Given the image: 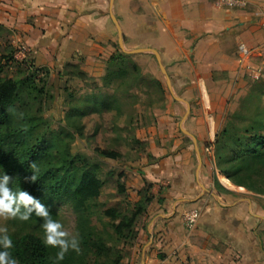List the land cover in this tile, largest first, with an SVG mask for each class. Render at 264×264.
Instances as JSON below:
<instances>
[{
    "label": "crops",
    "instance_id": "obj_1",
    "mask_svg": "<svg viewBox=\"0 0 264 264\" xmlns=\"http://www.w3.org/2000/svg\"><path fill=\"white\" fill-rule=\"evenodd\" d=\"M246 1L241 7L220 0H0V26L31 49L37 65L84 60L86 72L117 50L120 32L129 51L158 55L173 100L158 121L159 159L144 174L163 185L151 231L166 264H264L254 231L263 216L249 202H222L205 155L201 168L192 157L215 139L213 114L238 82L264 68V0ZM191 209L200 218L185 235L183 216Z\"/></svg>",
    "mask_w": 264,
    "mask_h": 264
},
{
    "label": "trees",
    "instance_id": "obj_2",
    "mask_svg": "<svg viewBox=\"0 0 264 264\" xmlns=\"http://www.w3.org/2000/svg\"><path fill=\"white\" fill-rule=\"evenodd\" d=\"M2 29L0 26V31ZM26 62L28 59L25 65ZM104 62L103 83H113L114 93L110 96L92 93L83 99L68 94V108L63 124L58 127L45 116V103L54 97L49 91L46 71L45 77H38L42 72L38 68L33 70L31 64L24 75L7 77L4 75L7 61L0 62V180L5 175L10 176L8 187L12 194L18 197L20 192H27L45 206L53 221L58 218V206L69 203L79 217L82 245L94 253L96 261L105 257L104 264H121L122 254L117 251V244H107L88 225L90 201L100 196L105 184L103 176L111 175L105 172L104 162L119 160L122 153L96 148V156H91L76 150L74 143L77 138L84 137L85 117L114 110L122 114L121 104L127 97L134 96L138 104L141 101L138 93L129 94L133 86L137 85V91L148 95L151 103L156 100L164 103L165 89L154 75L142 73L133 53L118 47ZM65 69L66 83L75 78L89 79L76 62H67ZM131 75L134 76L129 84ZM262 97L264 88L257 93L251 88L243 98L241 108L234 110L217 132L212 145L220 174L237 189L259 195H264V106H255L254 100L263 101ZM26 176H35V181L26 182ZM227 180L221 178L220 182L215 175V187L231 193L225 187L230 185ZM118 189L125 191L123 182L118 181ZM152 199L153 195L144 191L130 215L108 209L106 214L118 220L111 227L112 238L120 242L134 241L136 220L146 212ZM24 211L21 206V213ZM26 221L42 222L44 219L33 211ZM7 235L13 246L5 249L0 245V252L8 251L18 264H89L83 256L75 257L67 252L63 260H58L60 247L46 245L45 238L33 230Z\"/></svg>",
    "mask_w": 264,
    "mask_h": 264
},
{
    "label": "rangeland",
    "instance_id": "obj_3",
    "mask_svg": "<svg viewBox=\"0 0 264 264\" xmlns=\"http://www.w3.org/2000/svg\"><path fill=\"white\" fill-rule=\"evenodd\" d=\"M120 40L118 47L122 51L123 49L129 50L124 45L123 37ZM11 47L13 49H11ZM24 47L21 41H15V36H13L12 32L5 29L0 31V62L5 63L7 61L4 72L5 76H22L30 70L28 67H30L29 65L31 64L33 70L38 68V70L42 72L38 74V77H45L46 71L49 91L54 97H51L50 100L45 103V116L51 119L54 126L58 127L63 124L64 114L68 108V94L73 93L76 94L78 99H83L92 93L106 94L108 96L114 93L113 83L108 85L103 83L102 77L105 75V60L98 62V64H94L93 67L86 71L89 79L82 81L75 78L70 83H66L67 70L65 69V64L67 62L52 68L37 65L35 64V58L33 57L31 49ZM8 57H11L10 60L6 59ZM27 59L28 62H26L25 65L24 62ZM134 59L141 67L144 75H154L161 81L165 89V102L163 103L156 100L155 103H151L148 95L137 91V85L133 86L130 88L129 94L132 96V94L137 95L138 93L141 101L137 104V99L134 96L127 97L121 104L123 110L122 114L114 110L102 114H91L85 117L83 121L85 126L84 137L76 139L74 148L86 152L91 156H96V148L115 150L122 153L121 159L106 160L104 162L105 172H110L111 175L103 176L105 184L100 196L90 201V222L88 226L94 228L96 236H100L107 244H117V251H121L122 254L121 264H166V255L162 251V246L153 242V231H151L153 218L160 212V209H162L160 206L161 204L158 202H162V198L159 196V190H161L163 185L154 180L147 179L144 172H146L145 169H147L150 164L159 159L153 155L157 147L161 146L158 121L159 118H162L169 101L173 100V96L169 92L165 76L162 73L160 64L156 60L155 54L151 52L134 53ZM84 63V60L77 63L80 69ZM133 76L134 75H131L128 78L129 84L132 83ZM237 88L238 90L228 97L227 103L222 105L223 108L220 107L221 111H215L213 114L217 122L216 125L218 124L219 126L217 132L224 127L233 111L241 108V102L251 88L256 90V93L264 88V68L259 67L254 71V74L245 75V77L238 82ZM149 91L152 92L153 89L150 88ZM154 99H157V97L155 96ZM262 100L263 101H259V99L256 98L254 100V105L259 107L264 106V97H262ZM152 115L155 116L154 119ZM183 117L184 114L177 119L178 124L183 120ZM133 139L138 141L134 142ZM213 142H207L205 144L204 154L198 153L197 155L195 150L192 151L195 168L203 167V155H205L206 168L209 172L211 171L213 178L212 188L214 194L220 196L222 202H229V200L249 202L252 206L251 212L254 215H260L264 218V195L237 189L220 174L215 164L212 146ZM215 175L220 182L221 178H224L230 183L228 186L223 185L227 187V190H230L231 193L223 192L215 187ZM118 181L124 183V192L119 191ZM144 191H149L153 195V199L148 205L146 212L136 220L135 240H128V242L122 240L120 242L117 241L115 237L112 238L111 227L113 224L117 223L118 220L109 217L106 211L108 209H116L117 211L130 215L134 209L135 203L141 198ZM212 200L216 202V199L213 197ZM55 221L62 225V230L70 234L67 237L69 242H71L73 237L78 241L80 251L77 252L69 247L67 253H71L75 257L79 255L83 256L89 264L105 263V257L96 261L94 253L91 252V250H87L86 247L82 245L79 217L69 203L58 206V218ZM261 221L255 225L254 231L261 237V242L264 245V222ZM43 224L44 221L27 222L18 217L5 218L4 216H0V228H6L9 234H19L26 230H33L45 238L46 232ZM183 225L181 231H183L185 235L192 229H195H189L184 223ZM236 258V254L231 255L232 263Z\"/></svg>",
    "mask_w": 264,
    "mask_h": 264
},
{
    "label": "clouds",
    "instance_id": "obj_4",
    "mask_svg": "<svg viewBox=\"0 0 264 264\" xmlns=\"http://www.w3.org/2000/svg\"><path fill=\"white\" fill-rule=\"evenodd\" d=\"M11 177L5 175L2 180H0V216L5 218H16L17 216L21 220H28L33 211L44 219L43 227L46 232L44 243L53 247L59 246L61 251L57 254L58 260H63L65 253L68 251L69 247L79 252L78 241L73 237L71 242L67 239L70 235L67 231L62 230V225L59 222L53 221L49 218V213L45 206L41 204L38 200L32 197L27 192H20L18 197L13 195L8 187V183ZM26 182H34L35 176H26ZM21 206L25 209L21 213ZM0 245L5 249L11 248L12 240L7 235L6 228H0ZM0 264H18L16 259L10 257L8 251L0 252Z\"/></svg>",
    "mask_w": 264,
    "mask_h": 264
},
{
    "label": "built area",
    "instance_id": "obj_5",
    "mask_svg": "<svg viewBox=\"0 0 264 264\" xmlns=\"http://www.w3.org/2000/svg\"><path fill=\"white\" fill-rule=\"evenodd\" d=\"M223 4L229 5V6H246L247 1L246 0H220ZM240 51L243 54V56L248 57L250 55V51L245 45H240ZM200 218V210L198 209H191L188 212H186L183 216L184 224L189 228L192 229L196 226L198 223V220Z\"/></svg>",
    "mask_w": 264,
    "mask_h": 264
},
{
    "label": "water",
    "instance_id": "obj_6",
    "mask_svg": "<svg viewBox=\"0 0 264 264\" xmlns=\"http://www.w3.org/2000/svg\"><path fill=\"white\" fill-rule=\"evenodd\" d=\"M121 36H122V35H121V32H120V39L122 38ZM120 41H121V40H120ZM123 51H124V52H127V53H133V54H134L135 52H140V51H147V50H140V51H129V50H124V49H123ZM156 56H157V58H158V60H159V57H158V55H156ZM162 69H163V67H162Z\"/></svg>",
    "mask_w": 264,
    "mask_h": 264
}]
</instances>
